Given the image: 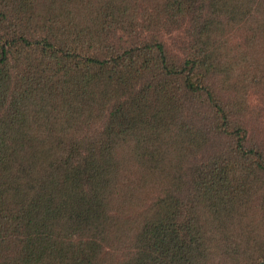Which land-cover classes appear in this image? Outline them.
Returning <instances> with one entry per match:
<instances>
[{
    "label": "trees",
    "instance_id": "16d2710c",
    "mask_svg": "<svg viewBox=\"0 0 264 264\" xmlns=\"http://www.w3.org/2000/svg\"><path fill=\"white\" fill-rule=\"evenodd\" d=\"M255 88L264 0H0V264H264Z\"/></svg>",
    "mask_w": 264,
    "mask_h": 264
},
{
    "label": "rangeland",
    "instance_id": "374dc122",
    "mask_svg": "<svg viewBox=\"0 0 264 264\" xmlns=\"http://www.w3.org/2000/svg\"><path fill=\"white\" fill-rule=\"evenodd\" d=\"M181 37L182 36L178 32L164 37L167 46L172 50L171 59L180 63L184 58L182 57L183 53L176 48L179 46V43H176V41L181 39ZM175 53L177 54V57H175ZM248 103L250 106L248 114L240 120L249 128L251 136V142L249 143H257L264 147V88H255L251 90V93L248 95ZM185 105L187 107L185 116H187L189 121H207V123L213 121L211 115L209 116L208 110L198 107L197 99L188 98L187 101L185 99ZM193 113H196L197 115L195 116ZM236 123H239V121H236Z\"/></svg>",
    "mask_w": 264,
    "mask_h": 264
}]
</instances>
